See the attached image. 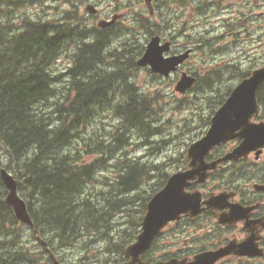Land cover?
Masks as SVG:
<instances>
[{"label": "trees", "instance_id": "obj_1", "mask_svg": "<svg viewBox=\"0 0 264 264\" xmlns=\"http://www.w3.org/2000/svg\"><path fill=\"white\" fill-rule=\"evenodd\" d=\"M22 10L24 6L20 0L0 1V11L4 13V18L0 16V168L4 167L15 177L33 230L46 241L52 252L53 246L66 248L78 243L83 250V259L88 255L89 244L103 236V247L95 248L93 257L103 264H120L127 260L125 248L140 232L146 203L164 185L167 175L153 185L150 195L143 196L142 187L158 170L156 163L123 156L116 177L101 180L98 175L106 170L107 158L87 162L92 154H102L106 149L112 153L118 149L124 143L123 136L132 130L147 136L158 130L148 120L147 98L136 92L128 80L130 70L136 69L135 60L143 52L144 43L138 44L137 48L127 44V51L134 53L130 58L131 54L117 53L126 48L106 51L109 41L106 31L93 28V32L86 33L67 13L62 17V23L52 24L21 16ZM11 13L14 19L8 20ZM135 15V25L148 37L160 33L162 22L155 24L145 14ZM74 38L81 43H76L67 56L69 64L64 74L67 78L58 83L51 68ZM128 38L137 39L133 35ZM108 60L114 63L106 68L104 65ZM252 70L239 73L234 69L227 74L235 75L233 80L239 82ZM208 75L202 80L208 82L210 88L214 81L223 79L220 70ZM225 78L229 80L230 76ZM198 84L196 81L195 88ZM61 86L63 91L59 92ZM119 86L125 88L126 101L122 106L113 104L112 89ZM232 89L233 86L224 91L212 89L210 115L222 105ZM257 102L256 120L264 121V83L257 92ZM104 110H112L119 117L116 129L107 131L104 128L99 133L96 127L99 134L94 132L86 136L82 131ZM205 121L208 125L209 117ZM101 132H104V138H98ZM110 137L112 144L102 142ZM78 140L86 142L87 150L83 153L70 151L73 142ZM221 149L217 148L215 154H224ZM92 183L103 184L106 189L95 191L93 188L88 192ZM139 188L140 192L136 193ZM5 193L0 180V264H41L29 251L4 248L6 244L12 246L15 243L11 225L21 224L14 218L11 208L5 205ZM136 199L140 201V208L137 220H133V216L125 211H131L128 208ZM115 213H126L129 226L123 228V224L117 222V227L122 228L112 236L110 230L115 222L110 224V221ZM183 220H191L187 222L195 225L196 219ZM41 253L45 256L42 248ZM57 259L65 263L61 257L57 256ZM45 262L50 264L47 258ZM141 264H147L144 257Z\"/></svg>", "mask_w": 264, "mask_h": 264}, {"label": "rangeland", "instance_id": "obj_2", "mask_svg": "<svg viewBox=\"0 0 264 264\" xmlns=\"http://www.w3.org/2000/svg\"><path fill=\"white\" fill-rule=\"evenodd\" d=\"M20 1L24 6V10L20 12L21 16L60 24L63 22L62 17L67 13L72 17V22L78 23L86 33L93 32V28L96 27L99 20H108L114 15H120V19L107 31L109 41L106 51L126 48V50L117 53L131 54L130 58H133L134 53L127 51V44L137 48L138 44L147 45L150 41V37L135 25L137 24L136 13L145 14L155 24L162 22V27L159 28L160 33L154 36L160 37L163 42L168 41L172 44L169 55L191 50L190 56L177 72L168 78L157 77L143 68L130 70L129 75L131 76L128 80L133 83L136 92L144 94L147 98L148 120L156 125L154 127H157L158 130L149 136L138 130H132L123 136L124 143L118 149L112 153L106 149L102 154H92L87 162L90 163L103 157L107 158L106 170L98 175L101 180H111L116 177L122 161L120 158L123 156L156 163L158 170L155 172L154 178L146 181L142 187V192H145L143 196L150 195L153 185L165 175L168 177L185 169L187 164L185 155L190 144L201 138L209 128L205 119L209 117L210 121L213 115H210L213 105L211 97L214 96L212 89L224 91L231 86L234 88L239 82L233 80L235 75L227 74L231 70L238 69L240 73L264 65V0H153L152 16H149L144 0ZM90 5H93L98 11L94 15L95 17L87 13L86 8ZM3 14L0 11V16ZM7 18L13 20L14 14H9ZM130 35L137 39H129ZM76 43L80 44L81 40L74 38L73 41H70L67 51L51 68L52 73L58 78V83L67 78L64 75L68 66L67 56L72 52ZM111 63H114L113 60H108L104 67L109 68ZM217 70L223 72V79L214 81L213 87L210 88L207 85L208 82L202 79L207 74H209L208 77L212 76L213 72ZM181 72L193 75L199 83L198 88L193 85L183 93L176 91L175 85ZM227 75L230 76L229 80L225 78ZM112 90H114L113 104L124 105L126 101L125 88L119 86ZM60 91H63L62 86L59 87ZM119 123V117L114 115L112 110H104L94 118L91 124L86 126L85 130L81 131L88 136L94 132L98 133V130L100 133V130L104 128L107 131L114 130ZM104 136V132H101V136L98 138H104ZM95 140L101 142L99 139ZM108 141L109 144L113 143L111 137L109 140H102L104 144ZM85 143L80 140L73 142L70 151L83 153L84 150H87ZM226 146L220 151L230 149L234 144L230 143ZM262 182L264 183V153L260 155L259 159H255L254 155H249L244 163L236 167L223 166L207 180L206 184L199 187V190L207 196L234 191L239 192L235 200H240L241 197L251 200L252 196L262 199L264 194L252 191V184H262ZM93 188L95 191L106 189L103 184L92 183L89 185L88 192ZM140 188L136 193L140 192ZM5 196L6 194L4 199ZM139 208L140 201L136 199L128 208L131 211L125 212H128L129 216H133V220H137ZM126 213H115L112 216L110 224L115 222V225H112L110 235L115 236L118 228L129 226V217ZM187 221L191 220H182L178 224L173 223L163 230L152 249L143 256L147 264L164 263L169 257L192 256L207 248L213 250L226 241L236 239L237 235L240 238L244 236L239 234V230L228 233L221 231L215 226L209 215L196 219L195 225ZM117 222L123 226L117 227ZM11 227V236H16L15 243L12 246L6 244L4 248L29 251L36 255L38 263L46 264V257L42 255L41 249L31 238V232L21 224L11 225ZM102 237L97 238L93 244H89L88 255L83 259V253H81L83 250L78 243L66 248L53 246L54 252L58 257H61L65 264H103L93 257L95 248L103 247L105 240ZM15 246L18 247L14 248ZM242 263L264 264V260L243 261ZM217 264H241V262L230 257Z\"/></svg>", "mask_w": 264, "mask_h": 264}, {"label": "water", "instance_id": "obj_3", "mask_svg": "<svg viewBox=\"0 0 264 264\" xmlns=\"http://www.w3.org/2000/svg\"><path fill=\"white\" fill-rule=\"evenodd\" d=\"M151 13V0H145ZM87 11L94 13L92 6ZM120 16H113L109 22L102 21L100 28L111 26ZM170 44L160 45V39L153 37L145 47L142 57L137 61L139 67L149 66L151 72L163 77L169 76L177 69L189 54L164 57L169 51ZM195 82L194 77L182 73L175 85V90L183 93ZM264 82V66L253 71L248 78L243 79L233 88L225 102L216 110L210 120L206 134L198 141L192 143L187 150L189 160L187 169L171 175L163 188L155 193L146 206V213L141 222V231L136 240L125 249V256L129 260L122 264H139L143 255L160 235L161 231L170 222L178 221L182 216L193 218L208 209L213 212L217 222L221 225L232 226L234 222L243 218L244 214L253 210V207H242L228 202L234 193L222 192L210 194L202 200L199 191H188L192 180L202 184L208 178L210 171H215L218 164L224 162H238L254 152L256 158L264 147V122H254L252 119L258 113L257 91ZM238 139L239 144L221 158L207 162L205 158L210 151L220 144ZM0 178L7 191L5 204L12 209L15 218L32 228L33 223L29 217L24 201L17 193V184L14 178L5 170L0 169ZM256 190H264V185H254ZM227 209L228 212L217 214L215 211ZM245 228V227H244ZM35 234V232H33ZM260 236L249 235L241 242L229 241L222 247L206 251L188 259H171L165 264H215L218 260L229 255L238 257H263V249L259 248ZM36 240L44 248L51 264L59 263L49 251L46 243L39 237Z\"/></svg>", "mask_w": 264, "mask_h": 264}, {"label": "flooded vegetation", "instance_id": "obj_4", "mask_svg": "<svg viewBox=\"0 0 264 264\" xmlns=\"http://www.w3.org/2000/svg\"><path fill=\"white\" fill-rule=\"evenodd\" d=\"M264 14V12H263ZM215 152V151H214ZM214 152L210 154V156L207 158V161H212V159L215 157ZM262 153H264V149L262 150ZM261 153V154H262ZM252 154V153H251ZM260 158V156H259ZM239 164V163H238ZM236 164V166L238 165ZM262 184H264L262 182ZM253 192L255 193H261L264 194V192H256L252 189ZM236 193V192H235ZM239 192L236 193V197L232 198L229 200L230 203L237 204L239 206H242L244 208L246 207H253V210L249 211L244 214L243 218L240 219L239 221L237 220L234 222V224L230 227L227 226H219L216 222V218L213 215V212L205 211L196 218H201L206 214L207 212L210 215V218L212 221L216 224V226L223 232H234L239 230L240 235H244L243 238H240L237 235V238L234 239L237 242L242 241L244 238L248 237L249 235H254V236H260V239L258 241L259 246L264 249V198H255V196H252L251 200H245L241 199L240 200H235V198L238 197ZM222 212H228L227 209L224 210H219L217 211L218 214ZM245 227V228H244ZM231 258L237 260L238 262H243V261H253L255 260L254 258H244V257H236V256H231Z\"/></svg>", "mask_w": 264, "mask_h": 264}, {"label": "bare ground", "instance_id": "obj_5", "mask_svg": "<svg viewBox=\"0 0 264 264\" xmlns=\"http://www.w3.org/2000/svg\"><path fill=\"white\" fill-rule=\"evenodd\" d=\"M104 50H105V48H104ZM83 237V236H82ZM19 252V251H18ZM19 262V261H18Z\"/></svg>", "mask_w": 264, "mask_h": 264}]
</instances>
